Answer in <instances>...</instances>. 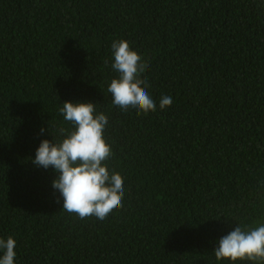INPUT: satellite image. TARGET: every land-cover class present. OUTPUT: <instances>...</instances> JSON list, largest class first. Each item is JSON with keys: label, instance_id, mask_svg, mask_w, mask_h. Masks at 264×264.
<instances>
[{"label": "trees", "instance_id": "16d2710c", "mask_svg": "<svg viewBox=\"0 0 264 264\" xmlns=\"http://www.w3.org/2000/svg\"><path fill=\"white\" fill-rule=\"evenodd\" d=\"M120 39L149 64L154 112L112 103ZM66 100L108 118L105 163L124 196L104 220L65 212L56 171L32 162L50 132L73 127ZM257 222L264 0H0V238L15 239L14 264H264L213 252Z\"/></svg>", "mask_w": 264, "mask_h": 264}, {"label": "clouds", "instance_id": "9594fccd", "mask_svg": "<svg viewBox=\"0 0 264 264\" xmlns=\"http://www.w3.org/2000/svg\"><path fill=\"white\" fill-rule=\"evenodd\" d=\"M111 48L114 57L111 68L118 73L107 88L112 103L123 111L130 107L137 109L138 114L156 111V103L147 90V79L141 78L148 62L142 60L126 39L114 40ZM104 63L108 65L109 61L105 59ZM171 104L172 97L168 95L159 101L160 109ZM59 111L73 127H60L57 136L50 132L52 140L41 141L32 162L45 169L51 166L56 171L52 185L63 197L65 212L80 219L94 216L104 220L123 207L124 196L121 174L110 172L105 163L112 155V148L104 137L108 118L104 112H96L92 101L66 100ZM15 246L12 236L0 238V250H3L0 264H14ZM213 252L217 261L264 262V223L257 222L255 227L235 226L219 239Z\"/></svg>", "mask_w": 264, "mask_h": 264}]
</instances>
